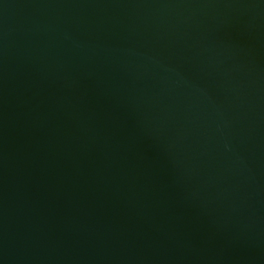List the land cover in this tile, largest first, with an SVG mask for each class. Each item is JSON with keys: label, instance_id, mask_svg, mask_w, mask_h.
<instances>
[{"label": "water", "instance_id": "water-1", "mask_svg": "<svg viewBox=\"0 0 264 264\" xmlns=\"http://www.w3.org/2000/svg\"><path fill=\"white\" fill-rule=\"evenodd\" d=\"M0 264H264V0H0Z\"/></svg>", "mask_w": 264, "mask_h": 264}]
</instances>
